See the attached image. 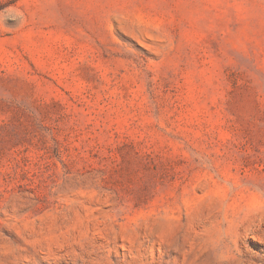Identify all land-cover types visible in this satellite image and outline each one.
<instances>
[{"label": "rangeland", "instance_id": "obj_1", "mask_svg": "<svg viewBox=\"0 0 264 264\" xmlns=\"http://www.w3.org/2000/svg\"><path fill=\"white\" fill-rule=\"evenodd\" d=\"M0 264H264V0H0Z\"/></svg>", "mask_w": 264, "mask_h": 264}, {"label": "clouds", "instance_id": "obj_2", "mask_svg": "<svg viewBox=\"0 0 264 264\" xmlns=\"http://www.w3.org/2000/svg\"><path fill=\"white\" fill-rule=\"evenodd\" d=\"M12 19H18L21 23L23 22V14L22 13H17L16 16L11 17Z\"/></svg>", "mask_w": 264, "mask_h": 264}]
</instances>
